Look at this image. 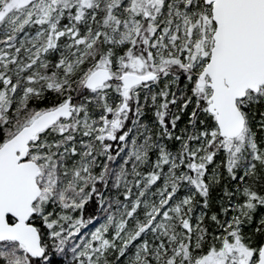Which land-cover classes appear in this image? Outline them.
<instances>
[{
    "label": "snow or ice",
    "instance_id": "snow-or-ice-1",
    "mask_svg": "<svg viewBox=\"0 0 264 264\" xmlns=\"http://www.w3.org/2000/svg\"><path fill=\"white\" fill-rule=\"evenodd\" d=\"M0 264H264V0H0Z\"/></svg>",
    "mask_w": 264,
    "mask_h": 264
}]
</instances>
